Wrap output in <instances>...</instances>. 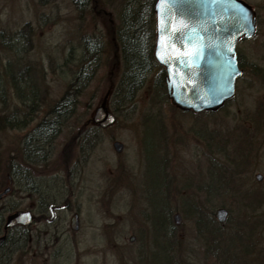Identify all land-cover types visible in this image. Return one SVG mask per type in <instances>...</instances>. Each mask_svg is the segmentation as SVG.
Wrapping results in <instances>:
<instances>
[{"label": "rangeland", "instance_id": "rangeland-1", "mask_svg": "<svg viewBox=\"0 0 264 264\" xmlns=\"http://www.w3.org/2000/svg\"><path fill=\"white\" fill-rule=\"evenodd\" d=\"M242 1L256 14L253 38L236 47L245 72L222 108L193 114L181 112L155 88L159 65L130 102L121 105L112 98L122 67L114 32L124 5L133 0H0V70L12 53L20 54L21 63L35 71L44 111L68 89L84 38L103 43L92 78L70 104L74 110L56 137L42 147L46 155L41 162L27 166L22 157L24 135L43 112L26 129L0 132V193L10 189L0 196V219L13 212L12 206L36 211L41 194L52 205L44 209L46 219L62 228L43 242L40 252L36 245L27 255L20 249L9 264H164L162 254H155L161 242L154 239L152 204L159 211L165 208L171 222L175 213L181 217L166 242L171 256L166 264H264V113H259L264 102V0ZM17 31L16 44L9 43ZM0 79L5 83L0 114L19 111V101ZM107 93L116 120L101 129L91 119ZM114 141L123 145L120 153L114 151ZM238 144L245 160L223 185L218 170L231 165L226 154ZM43 150L39 147L34 159ZM9 161L22 170L26 166L29 178L12 181ZM220 207L230 215L221 229L224 252L214 258L213 243L206 239L210 236L198 234L194 211L207 214ZM74 213L76 231L70 229Z\"/></svg>", "mask_w": 264, "mask_h": 264}, {"label": "trees", "instance_id": "trees-1", "mask_svg": "<svg viewBox=\"0 0 264 264\" xmlns=\"http://www.w3.org/2000/svg\"><path fill=\"white\" fill-rule=\"evenodd\" d=\"M83 1L84 0H80ZM155 0H148L145 3H138L136 0L128 2L124 5L120 23L118 24L114 36L118 45L121 58V72L117 78L116 84L112 91V98L118 104H126L130 102L136 93L143 87L147 74L153 69L159 67L153 57L154 42H155ZM21 31H17L13 35V40L9 43H15ZM103 43L100 38L97 40L92 37H85L83 42L78 47V52L75 60L78 63V70L72 72V80L68 83V89L63 96L55 102L54 105L48 107L45 111L42 110L43 95L39 91L40 86L35 79V71L28 67L27 64H22V56L17 52L12 53L0 70V77L6 82L9 88L13 91L16 99L21 107L19 111H12L9 114H0V132L4 129L23 130L28 127L30 122L34 120L38 112H43L39 120L31 128L30 132L24 135L23 148L25 150L22 161L28 166L36 162H41L46 153L42 147L45 144L51 143L58 134L62 122L67 118L74 107L70 104L76 102L79 93L83 87L90 81L99 62V55L102 51ZM13 50V48L9 47ZM5 83L0 79V90L5 92ZM155 88L163 91L167 97L165 89V71L159 67L158 74L155 77ZM2 96V95H0ZM3 97V96H2ZM73 98V99H72ZM72 100V101H69ZM72 102V103H71ZM226 101L224 104H226ZM223 104V105H224ZM264 104V103H263ZM221 105L219 108H222ZM216 109V110H217ZM215 111V110H213ZM207 111V112H213ZM260 114L264 113V108H260ZM40 147L42 152L41 158L34 159V152ZM240 144L236 145L233 150H228L226 159L231 162L230 166L220 167L218 170L219 180L223 185L229 182V179L237 175L236 169L243 163L245 156L241 155ZM148 159V154H147ZM20 162V161H19ZM8 175L12 181L19 182L20 178H29L25 169L15 161L8 162ZM231 177V178H230ZM236 184V180L234 182ZM10 210H17L16 207H10ZM153 232L155 240L161 242L159 244V252L166 260L168 251L166 245L172 239L175 226L170 221L165 208L159 211L153 204L151 205ZM166 215V216H165ZM195 224L198 228V234L207 237L210 242L212 255L214 258L224 252L223 245L220 246L223 236L221 234L222 225L217 223L213 217V213H203L202 210L194 211ZM1 226V219H0ZM13 231L15 233H13ZM16 230H10L8 240L0 247V264H9L11 256L23 247V241L26 237L20 236ZM161 264V263H160Z\"/></svg>", "mask_w": 264, "mask_h": 264}, {"label": "water", "instance_id": "water-1", "mask_svg": "<svg viewBox=\"0 0 264 264\" xmlns=\"http://www.w3.org/2000/svg\"><path fill=\"white\" fill-rule=\"evenodd\" d=\"M155 43L153 56L165 70V88L171 104L183 112L213 111L231 99L235 81L241 76L236 45L242 38L255 34V12L242 0H155ZM108 93L92 115V123L101 128L114 124L115 115L107 107ZM264 100V96H263ZM244 125L250 127L249 122ZM112 147L120 153L123 145L114 141ZM259 182L261 174H256ZM3 189L1 195L9 192ZM229 211L215 209L213 217L223 225ZM174 225L181 221L179 213L172 216ZM33 215L29 210L9 214L0 235V246L6 230L28 225ZM76 215L70 227L76 230ZM130 242H133L131 237Z\"/></svg>", "mask_w": 264, "mask_h": 264}, {"label": "flooded vegetation", "instance_id": "flooded-vegetation-1", "mask_svg": "<svg viewBox=\"0 0 264 264\" xmlns=\"http://www.w3.org/2000/svg\"><path fill=\"white\" fill-rule=\"evenodd\" d=\"M255 16H256V14H255ZM255 31H256V29H255ZM240 41H246V40L240 39L238 41V43ZM236 57H237L238 68L242 70V74H241V77H242L246 68L244 67V64L242 63V54H240L237 50H236ZM263 76H264V74H263ZM241 77H239V78H241ZM263 83H264V77H263ZM263 103L261 104V106L264 108ZM36 202H37V206H38V208H37V206L35 205L36 211L29 210L31 212V214L33 215V219H32L30 224H28V225H17V226H14V227L6 230V239H5L4 243H6V241L8 240V234H9L10 230H16V232L19 233L20 236L26 237L25 242L23 241V247L20 248L22 250L23 254H26V255L29 252L28 249L32 245L33 246L36 245L35 246L36 249L40 252V248L42 247L43 242L46 243L48 239L53 238L55 234H57L59 231H62V228L58 227V225H57L58 223H56L52 219H46L47 213L44 212L45 211L44 209L46 207L48 208V207L52 206V205H50V202L42 199L41 194H39V198L37 199ZM50 211H51V209H50ZM74 215H76L75 225H76V230H77L78 224H79L78 219H77L78 214L74 213ZM3 225H4V220L1 219L0 235L4 233ZM32 226H33V228H31ZM70 229H71V227H70ZM76 230H74V231H76ZM13 233H15V232L13 231ZM36 249H35V252L33 253V257L35 256L34 257L35 260L37 258L39 259V257H40L39 252L37 253Z\"/></svg>", "mask_w": 264, "mask_h": 264}]
</instances>
